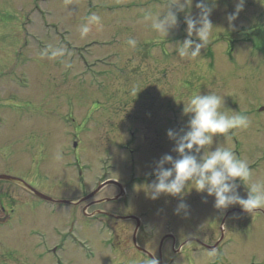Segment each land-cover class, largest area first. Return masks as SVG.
I'll return each mask as SVG.
<instances>
[{
  "label": "rangeland",
  "instance_id": "rangeland-1",
  "mask_svg": "<svg viewBox=\"0 0 264 264\" xmlns=\"http://www.w3.org/2000/svg\"><path fill=\"white\" fill-rule=\"evenodd\" d=\"M177 2L0 0V145L5 137L11 138L9 153L0 151V174L9 171L34 176L31 159L54 146L62 176L54 172L56 177L47 179L48 187L44 178L36 180L38 189L50 197L78 199L85 189L90 193L96 189L103 181L100 179L134 183L125 166L133 167L128 157L133 154L114 150L117 144L130 138L136 127L146 131L152 142L160 134L157 149L153 145L135 146L144 148L143 152L152 148L142 158L143 166L134 165L137 181L141 180L163 155L175 158V141L167 132L186 128L183 103L187 97L212 91L224 98L227 108L249 117L248 127L231 130L220 142L248 162L252 181L264 180V0H245L231 24L227 17L235 13L236 0H215L210 19L216 28L202 56L183 59L176 55L175 45L187 38L184 14H178L179 25L168 37L154 32L151 21L144 18L146 11L155 15ZM93 13L101 22L81 39L79 29ZM192 14L198 15L195 2ZM129 38L137 40L136 48L126 44ZM49 47H63L65 56L50 60L43 54ZM47 134L52 140L44 147L38 141ZM75 134L81 145L78 152L74 151ZM23 152L26 157L31 154L25 169L20 163ZM76 160L82 166V181L78 170V176L72 178L68 169L76 166ZM32 176L29 178L34 181ZM6 189L21 208L12 212V222L0 228V264H57L49 254L54 248L62 264H145L129 245L118 246V232L112 237L96 219L93 222L83 217L85 203L69 210L30 200L17 187L0 184V193ZM133 191L124 201L95 205L88 212L102 209L125 214L145 208L155 218L153 212H173L167 206L179 203L178 197L162 196L152 201L139 188ZM238 191L246 197L243 185ZM116 193V189L105 190L90 202L97 204ZM1 198L7 201L4 195ZM206 199L189 187L184 197L190 206L187 215H176L177 219L166 213V218H172L170 222L161 218L148 222L154 253L165 225L174 227L177 236L197 238L208 245L224 240L215 253H193L196 245L192 244L185 251L168 246L172 251L169 261L174 264H264V208L232 214L222 231L228 211L244 210L234 206L220 211L214 208L213 197ZM30 203L34 208L26 209L24 205ZM121 230L131 239L132 229L123 226ZM73 236L84 242L87 251L75 245ZM111 240L118 251L109 248Z\"/></svg>",
  "mask_w": 264,
  "mask_h": 264
},
{
  "label": "clouds",
  "instance_id": "clouds-1",
  "mask_svg": "<svg viewBox=\"0 0 264 264\" xmlns=\"http://www.w3.org/2000/svg\"><path fill=\"white\" fill-rule=\"evenodd\" d=\"M198 15L193 16L192 8ZM245 0H236L235 13L228 15L231 24L243 10ZM215 0H179L157 14L145 12V19L151 21V28L158 35L168 37L179 25L178 14H184L187 38L175 45L176 55L198 58L207 44L212 30L211 22ZM87 22L81 25L80 37L84 39L92 26L101 22L95 13L89 15ZM126 44L136 48L137 40L129 38ZM50 53V55H48ZM50 60L65 56L63 47H49L43 53ZM183 115L188 117L186 128L179 132L168 130L167 136L175 141L171 154L163 155L154 162L149 175L154 177L150 183L136 185L145 193L147 199L156 201L162 196L179 198L174 214H188L190 206L184 201L187 189L205 197H213L215 209L224 211L239 206L249 213L264 208V180L252 181V169L246 160L239 158L229 147L220 142L231 130L246 128L249 117L237 110L227 108L221 95L209 91L207 94L193 93L183 103ZM239 181L240 183H237ZM243 185L247 193L242 196L238 189ZM152 264H159L153 259Z\"/></svg>",
  "mask_w": 264,
  "mask_h": 264
},
{
  "label": "flooded vegetation",
  "instance_id": "flooded-vegetation-1",
  "mask_svg": "<svg viewBox=\"0 0 264 264\" xmlns=\"http://www.w3.org/2000/svg\"><path fill=\"white\" fill-rule=\"evenodd\" d=\"M48 134L46 135V138L43 137L42 139H40L38 141L41 144H44V147L46 146V144L51 143V140H52L51 137L48 136ZM137 134H139V135H137ZM54 135H55V133H54ZM75 136H76V138H79V136L77 134H75ZM159 136H160V134H156L155 141L152 142V137L150 135L148 136L147 132L142 131L140 128H139L138 132H132L131 133L132 140H134L137 144H139L141 146L153 145L155 149L157 146V144H155V143L157 142V138ZM148 138H151V140H148ZM4 139H5L4 144L0 145V149L6 148L8 150V149H10V141L6 137ZM76 145H77V147L75 148V151L78 152L80 150V146H81L80 141L76 142ZM127 145H129V144H127ZM140 149L142 150L144 148H140ZM149 150H152V148L148 149L147 151H149ZM147 151H145V152L138 151L136 153L135 151L130 150V153L133 154L132 156H130L133 164L143 166L142 158L145 157L144 155L146 154ZM21 157L22 158H21L20 163L24 165V166H22V168L25 169L24 163L27 161V159H29V158L31 159V154L28 153V156L26 157L25 152H23L21 154ZM31 160L34 161L33 171H32V173H34V176H32V175H30V176L34 177V181L37 185H39V184L36 180H38L39 177H42L45 179L46 186L48 187L47 179H50L51 177H56V176H59L62 174V173H59V167L57 166L58 162H57V159H55L54 146L51 148L40 150V152L37 155H35V159H31ZM17 161H19V159H17ZM76 162L78 163V160H76ZM45 165H47V167ZM54 172H57L56 176L53 175ZM18 175L21 177V179L30 183V178H29L30 176L27 177V176H22L21 174H18ZM80 175L82 176V173H80ZM122 190H123V188L116 186L117 193L114 197H111V198H114V199L120 198V199L116 200L114 203L124 200V198L121 197L124 194ZM126 192H127V189H126ZM10 194H11V191L9 189L3 190L0 193V217L2 215L5 217L9 214V210H10L11 206H9V204H6V203L7 202L10 203ZM1 195H4L5 198L7 199V201H5V203H4L3 199L1 198ZM108 199H110V198H108ZM105 200H107V198L104 200L98 201L99 202L98 206L105 204L106 203V202H104ZM85 204L86 205L83 208H81L82 214H85V212H87L90 207L95 206L93 203H89V202L85 203ZM82 205L80 207H82ZM175 209L176 208H173L172 214L176 216L177 214H174ZM137 211L138 212H136V213L120 214L122 212L119 210L118 211L119 213L117 214L119 216L140 217V219H138V220H132V221L131 220H129V221L125 220V222L115 219L113 213H116V212L110 213V212L102 210V209L101 210L98 209L96 212L99 213L98 214L99 217H102L101 223H103V225H105L108 228H114V227H112L109 224L107 219H109V220L114 219L115 221H117L114 223L119 224L118 230L116 229V231L118 232V235H119V240H120L118 242V246L121 248L126 243L127 245L130 246V249L137 255V257L139 259L144 260L145 264H148L151 261L150 256H154V251H153L154 244H153L151 237H149L147 235V233H145L146 229H147L146 221L148 219V217H146V214H145L146 213L145 208H143V209L140 208V211L139 210H137ZM160 212L158 213V217L164 218V214H166L167 212L162 211L161 214H160ZM86 219H90V218L87 217ZM120 223H122V224H120ZM123 226L129 227L130 229L133 230L131 239L128 236H123L122 230H121ZM135 233H136V239H134ZM167 235L168 234L164 235L159 240V242L156 244L157 245L156 253H157V257L159 260H163V259L169 257V248H168L169 244L175 245L181 241V245H185V243L190 239V238H184L182 236L175 238L174 235H173V237H168L167 239H165L164 237H166ZM121 236L124 237V241L121 239Z\"/></svg>",
  "mask_w": 264,
  "mask_h": 264
},
{
  "label": "water",
  "instance_id": "water-1",
  "mask_svg": "<svg viewBox=\"0 0 264 264\" xmlns=\"http://www.w3.org/2000/svg\"><path fill=\"white\" fill-rule=\"evenodd\" d=\"M0 180H13L16 181V179H13L11 177H7V176H0ZM35 194H37L38 196H41L39 193H37L36 191H34Z\"/></svg>",
  "mask_w": 264,
  "mask_h": 264
}]
</instances>
